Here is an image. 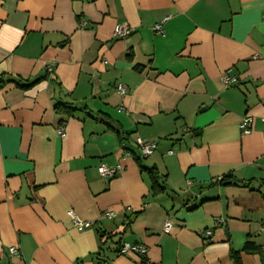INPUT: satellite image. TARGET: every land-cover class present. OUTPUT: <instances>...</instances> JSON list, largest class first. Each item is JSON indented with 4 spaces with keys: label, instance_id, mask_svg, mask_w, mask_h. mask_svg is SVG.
I'll return each instance as SVG.
<instances>
[{
    "label": "crops",
    "instance_id": "obj_1",
    "mask_svg": "<svg viewBox=\"0 0 264 264\" xmlns=\"http://www.w3.org/2000/svg\"><path fill=\"white\" fill-rule=\"evenodd\" d=\"M1 77L0 264H264V0H0Z\"/></svg>",
    "mask_w": 264,
    "mask_h": 264
},
{
    "label": "built area",
    "instance_id": "obj_2",
    "mask_svg": "<svg viewBox=\"0 0 264 264\" xmlns=\"http://www.w3.org/2000/svg\"><path fill=\"white\" fill-rule=\"evenodd\" d=\"M166 19H164L161 23L156 24L153 27V31L156 34L159 35H163V31H162V23L165 22ZM130 34V30L126 27H122L119 25H116L114 27L113 30V35L116 38L122 39L125 38L126 36H128ZM51 69L48 68L47 71H50ZM222 83L225 86H230L234 81L235 78H230L226 75L222 76L221 78ZM116 91L120 94V95H124V89L121 85H117L116 87ZM250 123H251V119L249 117H244L241 120V123L239 125L240 130L243 133H248L250 130ZM59 134L61 136H63V132L59 131ZM136 145L139 148V151L142 155V157H149L152 155V153L154 152V150L156 149V145L155 143H147V142H143L140 139H136ZM122 170L121 165H115V166H105V165H100L97 169L99 175L103 178V179H111L112 177H114L116 174H118L120 171ZM68 217L70 218V220L72 221L74 227L78 230H82V229H87L91 226V222H84L81 221L80 219H78L74 213L72 211H68L67 212ZM111 214L110 213H105L104 217H110ZM170 225L169 224H165L163 231L165 233H167L169 231ZM202 236L204 237V239H209L211 236V233L209 231H204L202 233ZM9 252L12 256L16 257L18 256V252L15 248H11L9 249ZM120 252L123 254H127V253H132V254H137L140 255L141 257L144 258L145 254H146V249L143 246H139V245H129V244H123L121 246Z\"/></svg>",
    "mask_w": 264,
    "mask_h": 264
},
{
    "label": "trees",
    "instance_id": "obj_3",
    "mask_svg": "<svg viewBox=\"0 0 264 264\" xmlns=\"http://www.w3.org/2000/svg\"><path fill=\"white\" fill-rule=\"evenodd\" d=\"M41 80H42V78H39V79L33 80L32 82H29L28 84H25V85H20L19 83H16V84H17V86H19V87H21L23 89H27V88H30V87L34 86L35 84H37ZM5 82H6L5 79L3 77H1L0 78V87H2L5 84ZM64 113L66 115L71 116L72 111H71V109H69V110H65ZM117 134H118V137H119V140H120L121 143L124 140H127V136L126 135L120 134L118 132H117ZM136 161L140 165V162H139L138 158H136ZM141 168L143 169L142 166H141ZM144 170H145L146 174L148 175V178H149V181H150V192H151V194L152 195H156L158 193H161L164 190V188L159 183L160 182V176L157 173L156 168H154V167H151V168H148V169L144 168ZM232 178L233 177L231 175H228L226 177L221 178L219 182L220 183L228 182L229 184H237V185L240 184L242 186H245L242 182L233 181ZM263 198H264V196H263ZM257 250H258L257 246H255L250 241H246L244 246H243L242 252L253 253V252H257ZM240 255H241L240 252H231L230 253V258H231L233 264H241Z\"/></svg>",
    "mask_w": 264,
    "mask_h": 264
}]
</instances>
